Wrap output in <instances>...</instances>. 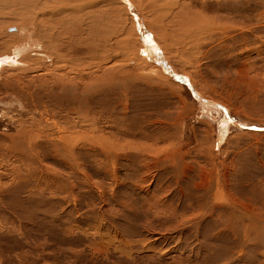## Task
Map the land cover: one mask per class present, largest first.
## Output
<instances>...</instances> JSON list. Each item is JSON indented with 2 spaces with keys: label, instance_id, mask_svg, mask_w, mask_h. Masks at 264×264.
Here are the masks:
<instances>
[{
  "label": "rangeland",
  "instance_id": "374dc122",
  "mask_svg": "<svg viewBox=\"0 0 264 264\" xmlns=\"http://www.w3.org/2000/svg\"><path fill=\"white\" fill-rule=\"evenodd\" d=\"M94 1L96 35L67 34L77 81L44 84L24 55L0 73V264H264V0H219L236 26L168 53L170 0ZM141 29L185 81L143 59Z\"/></svg>",
  "mask_w": 264,
  "mask_h": 264
},
{
  "label": "bare ground",
  "instance_id": "6f19581e",
  "mask_svg": "<svg viewBox=\"0 0 264 264\" xmlns=\"http://www.w3.org/2000/svg\"><path fill=\"white\" fill-rule=\"evenodd\" d=\"M83 1L79 2V0H0V44H1L0 47H3V48H0V73L5 70L4 68H9L10 66H16L19 63L18 58L19 57L21 58V56L24 55L23 58L21 59V62L23 65H26L25 71H40V72L44 71L43 73L47 75L44 78V84L50 83L54 87L57 84H59L60 86H66L67 88L75 80L77 81L76 77H70L68 75V72L72 71L73 67L75 68L77 66L76 65L77 63L74 62L73 57L69 55V52H70L69 46L73 45L75 48H77L79 44L81 45L83 42H85V40H83L81 37L74 36V38H70V40L67 41V34L71 33V31L74 32L75 28L77 27L78 32L79 33L82 32V34L84 33L91 34L94 29V32H93V35H94L95 29L97 27L95 24L89 23L91 24L90 27H87L85 32L82 31L80 22L83 20L85 15L88 13V12H85L81 14V9L85 5H79V3ZM117 1L120 2V4L126 9L127 13H129L128 2L125 1L126 3H123L121 2V0H117ZM157 1L158 0H153L152 2H155L156 4ZM214 1L216 2L217 8L215 12L213 13H216L217 11H220V12L217 13L215 16L201 15V17L193 15V12L190 10L192 5H188V3H186V0H170L166 4H163V6L164 5L165 6L162 7L163 9L158 13V16L162 18V20L160 21V26L158 27V32L163 33L162 35L163 39L159 40L161 43L163 42L162 45L165 47V45L167 44L166 41L171 40L174 42L176 41L175 43H178V44H185V42L187 43L197 42V45L201 47V45L204 42L206 43V39L209 36H212L213 34L224 30L223 27L228 28L229 25L236 26L234 23H232L233 21L232 22L230 21L229 18L226 21L224 19L223 20L217 19L218 18L217 16H219L221 12L224 11L223 9L225 8H221L222 5L219 6V0H214ZM191 2H195V1L192 0ZM230 2L233 3V1H229V2L224 3L223 5L226 6ZM89 3L93 4L95 3V1L89 0ZM155 4H153L152 6H154ZM202 5L205 7L207 4L203 3ZM233 11L234 10H232V12ZM229 15L230 17L232 16L231 14ZM130 16L132 18V15ZM167 20H171L173 21V23H168ZM157 23L158 21L156 22V24ZM172 27L174 28V31L176 32L173 33L171 30V36H172L171 37L169 34H165V33L167 32L168 29H172ZM7 29L10 30L9 34L7 33ZM230 29H235V28H230ZM141 30H142L141 32L143 33L142 35L143 45H141L142 47H140L139 50L141 52V48L145 47V55L143 56L144 57L143 59L146 61L149 59L151 64H154V62H156L155 64H157L164 72H166L165 68H167V70L168 69L170 70L171 68H169V66L167 65L163 57H159L157 59L154 55H152L154 59L156 60L155 61L152 58V56H150L151 52H150V55L147 54V50L149 51V44L152 45L155 49L156 47L155 45H153L154 42L149 37L150 36L149 33L147 31L143 32V29ZM224 32H227V30H225ZM16 33H18V35H16ZM64 37L66 38L64 39L65 40L64 42H68V44L62 41ZM212 39L213 38L208 39L207 42L211 41ZM15 47L17 49V54H11L9 50L11 48L14 49ZM165 49H166V52L168 53L167 47H165ZM153 53H155L154 49H153ZM170 57H172V55ZM175 58H178L177 54H175ZM179 58H182L180 54H179ZM47 60L49 61V63H47L48 62ZM169 60L171 61L170 58ZM64 68L68 70L66 73L56 72ZM170 75L173 78L179 80V78H176L171 73ZM76 84H77L76 87H78L79 86L78 83ZM93 84H96V83H93ZM89 89L90 88H87V91ZM74 110L75 109H72V111ZM53 113L55 115V112ZM46 122H47L46 120L45 122H43V126L42 124L39 123L41 126V129L44 132H46L45 129H48V127L46 126ZM222 129H223L222 132H228L227 125H224ZM38 135L40 136L41 134H38ZM220 136H222V134H220ZM16 142H14V144ZM175 216L177 215L175 214ZM177 219L182 220V216L178 215Z\"/></svg>",
  "mask_w": 264,
  "mask_h": 264
},
{
  "label": "crops",
  "instance_id": "0c3cea01",
  "mask_svg": "<svg viewBox=\"0 0 264 264\" xmlns=\"http://www.w3.org/2000/svg\"><path fill=\"white\" fill-rule=\"evenodd\" d=\"M151 42H152V41H151ZM152 43H153V42H152ZM153 45H155L156 49H155L152 45L149 44V51L147 50V54L150 55V52H151V55H150V56L154 55L157 59H158L159 57H163L164 60L166 61V59H165V57H164L162 51L157 47V45H156L155 43H153ZM153 49H154L155 53H153ZM156 52H157V53H156ZM152 58L154 59L153 56H152ZM154 60H155V59H154ZM155 61H156V60H155ZM166 63H167V61H166ZM175 80H177V79H175Z\"/></svg>",
  "mask_w": 264,
  "mask_h": 264
},
{
  "label": "water",
  "instance_id": "95a60500",
  "mask_svg": "<svg viewBox=\"0 0 264 264\" xmlns=\"http://www.w3.org/2000/svg\"><path fill=\"white\" fill-rule=\"evenodd\" d=\"M162 63H163V62H162ZM163 65H164V64H163ZM170 73H171L172 75H174L176 78H179V76H180V75H175V74H174L173 72H171V71H170ZM180 77L182 78V80L185 81V79H183L182 76H180ZM193 94H194L195 97H197L195 93H193ZM197 98H198V97H197Z\"/></svg>",
  "mask_w": 264,
  "mask_h": 264
}]
</instances>
